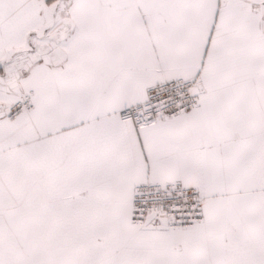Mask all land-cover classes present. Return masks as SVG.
Listing matches in <instances>:
<instances>
[{"label": "snow or ice", "instance_id": "snow-or-ice-1", "mask_svg": "<svg viewBox=\"0 0 264 264\" xmlns=\"http://www.w3.org/2000/svg\"><path fill=\"white\" fill-rule=\"evenodd\" d=\"M0 264H264V0H0Z\"/></svg>", "mask_w": 264, "mask_h": 264}]
</instances>
